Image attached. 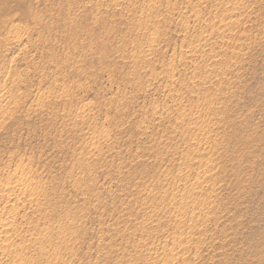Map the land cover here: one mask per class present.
I'll return each instance as SVG.
<instances>
[{
  "label": "rangeland",
  "instance_id": "1",
  "mask_svg": "<svg viewBox=\"0 0 264 264\" xmlns=\"http://www.w3.org/2000/svg\"><path fill=\"white\" fill-rule=\"evenodd\" d=\"M6 217L0 264H264V0H0Z\"/></svg>",
  "mask_w": 264,
  "mask_h": 264
},
{
  "label": "bare ground",
  "instance_id": "2",
  "mask_svg": "<svg viewBox=\"0 0 264 264\" xmlns=\"http://www.w3.org/2000/svg\"><path fill=\"white\" fill-rule=\"evenodd\" d=\"M27 182V180L25 179V178H23V180H20V182L19 181H17V184L18 185H23V184H25ZM5 191H8V192H11L12 191V188L11 187H9V186H6V188H5ZM25 192V191H24ZM23 191H22V193H24ZM21 193V194H22ZM25 194H26V192H25ZM22 195H24V194H22ZM11 218V217H10ZM10 218H3L1 221H0V249H4V250H6L5 248V240L4 239H2V238H4V237H7L6 235H9L10 233H11V227H10V222H11V220H10Z\"/></svg>",
  "mask_w": 264,
  "mask_h": 264
}]
</instances>
